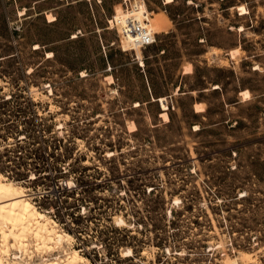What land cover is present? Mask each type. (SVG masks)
I'll list each match as a JSON object with an SVG mask.
<instances>
[{
  "label": "rangeland",
  "instance_id": "1",
  "mask_svg": "<svg viewBox=\"0 0 264 264\" xmlns=\"http://www.w3.org/2000/svg\"><path fill=\"white\" fill-rule=\"evenodd\" d=\"M123 1L0 0V172L73 236L11 262L264 264V0H145L144 65Z\"/></svg>",
  "mask_w": 264,
  "mask_h": 264
},
{
  "label": "bare ground",
  "instance_id": "2",
  "mask_svg": "<svg viewBox=\"0 0 264 264\" xmlns=\"http://www.w3.org/2000/svg\"><path fill=\"white\" fill-rule=\"evenodd\" d=\"M172 2L174 0H167V3ZM135 10H137L138 14L136 15L139 17L147 14L149 26L155 34H161L167 30V20L161 16H155V13L148 9L146 2L140 1ZM241 11L247 13V9L243 6ZM123 44L126 51L136 50L139 60L144 65L142 49L133 42L132 38H124ZM232 54L235 55L236 53L233 51ZM244 94L245 96L249 95L247 91ZM158 101L162 105L163 115L169 120L167 113L169 107L166 98L161 97ZM68 185L71 186V182ZM29 197L24 187L17 186L0 172V264H28L26 261L25 263L11 261L13 250H18L22 254L21 259L25 260L23 256L30 250L29 239L31 238L35 239L39 252L41 249L44 252L45 250L52 251L55 248L64 249V243L73 238L72 235L61 232L58 229V223L40 211ZM129 253L133 255L131 250ZM66 256L65 259H59L61 261L49 262L48 264H89V260L77 249L68 252ZM17 258L18 255L15 254V259Z\"/></svg>",
  "mask_w": 264,
  "mask_h": 264
},
{
  "label": "built area",
  "instance_id": "3",
  "mask_svg": "<svg viewBox=\"0 0 264 264\" xmlns=\"http://www.w3.org/2000/svg\"><path fill=\"white\" fill-rule=\"evenodd\" d=\"M135 2L136 0H124L121 11H116V14L109 19V28L117 31L122 40L131 37L140 49H146L157 42L158 34L151 30L147 14L142 17L136 15L138 13L134 8Z\"/></svg>",
  "mask_w": 264,
  "mask_h": 264
},
{
  "label": "water",
  "instance_id": "4",
  "mask_svg": "<svg viewBox=\"0 0 264 264\" xmlns=\"http://www.w3.org/2000/svg\"><path fill=\"white\" fill-rule=\"evenodd\" d=\"M159 99V98H158ZM158 99L156 100V101H158ZM66 185H67V183H66Z\"/></svg>",
  "mask_w": 264,
  "mask_h": 264
}]
</instances>
